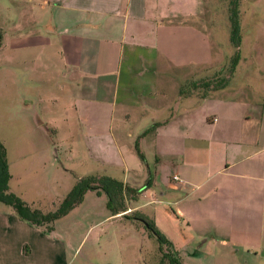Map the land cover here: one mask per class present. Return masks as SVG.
I'll list each match as a JSON object with an SVG mask.
<instances>
[{
	"label": "crops",
	"instance_id": "0c3cea01",
	"mask_svg": "<svg viewBox=\"0 0 264 264\" xmlns=\"http://www.w3.org/2000/svg\"><path fill=\"white\" fill-rule=\"evenodd\" d=\"M22 1L3 0L35 26L0 32V48L20 50L3 58L20 64L19 72H5L8 96L23 108L32 99L53 101L48 121L70 152L82 153L76 166L96 169L87 176L114 171L118 177H109L141 189L125 213L171 205L183 241L264 261V55L246 70L249 83L198 92L182 87L189 71L218 62L200 26V0ZM27 120L20 118L28 127ZM9 173L10 192V166ZM146 176L152 178L140 187ZM156 189L159 198L139 203ZM109 218L139 223L108 211ZM71 248L0 203V264H72L79 245Z\"/></svg>",
	"mask_w": 264,
	"mask_h": 264
},
{
	"label": "rangeland",
	"instance_id": "374dc122",
	"mask_svg": "<svg viewBox=\"0 0 264 264\" xmlns=\"http://www.w3.org/2000/svg\"><path fill=\"white\" fill-rule=\"evenodd\" d=\"M16 1L15 6L23 3L22 0ZM200 4V26H203L205 33L213 40L218 62L196 70L193 74L189 71V77L182 87L207 93L212 92L225 78H228L229 86L231 80L234 83H249V78L246 79L249 65L259 67L263 62L260 58L264 55V0L239 2L240 60L231 74L228 72L230 59L236 49L230 42V0H200ZM0 24L4 29L0 32L4 36L18 34L20 29L35 28L34 25H25L20 14L14 12L13 7L9 11L3 0H0ZM8 46L9 44L0 48V142L7 149V160L13 174L14 182L10 192L26 203H35L45 211H52L74 187L77 174L85 177L93 174L96 169L76 166L79 162L77 159L83 162L82 153L80 150L70 152L72 145L63 135L59 138L56 135V125L49 122L47 116L55 108L53 101L45 100L42 103L32 99L23 108L21 103L8 96L3 81L5 72L20 71L19 63L3 60L20 51ZM53 71H56L55 68ZM31 97L29 89L28 98ZM25 114L28 117V127L22 122ZM21 136H28L29 143L23 144L19 139ZM34 139L38 141L32 142ZM109 174L114 177L119 175L114 171H109ZM151 178L142 177L143 181L138 183L139 186H145ZM160 191L162 190L156 189L155 192L151 191L145 197H140L139 203L153 200L151 195L159 198ZM106 201L104 193L98 195L88 191L84 195V202L68 215L56 220L50 232L41 231L64 237L69 250L73 245H79L72 264H160L161 260L167 264V260L162 259L163 253H173L185 264H264L263 260L257 262L253 256L242 252L233 257L218 253L215 255L212 245L198 248L196 240L187 238L183 241L181 233L183 234L184 227L169 212L170 207L175 210L174 207L151 203L141 213L151 218L156 229L169 241L170 247L164 245L160 248L157 239L150 235L143 224L137 223L138 226H134L124 220L105 219L108 213ZM90 226L93 227L88 231Z\"/></svg>",
	"mask_w": 264,
	"mask_h": 264
},
{
	"label": "trees",
	"instance_id": "16d2710c",
	"mask_svg": "<svg viewBox=\"0 0 264 264\" xmlns=\"http://www.w3.org/2000/svg\"><path fill=\"white\" fill-rule=\"evenodd\" d=\"M239 2L240 0H230L229 21H230V42L235 47V52L231 56L229 74L233 73L239 60V47L241 43L240 21H239ZM1 35V34H0ZM227 79L219 84L217 88L227 85ZM137 153L142 161L143 156ZM9 166L6 157V150L0 142V203L9 207L15 215L22 221L35 226L42 230L50 232L56 220L66 216L71 210L78 206L84 199V195L88 191L96 192L98 195L104 193L106 196V207L111 216L122 215L127 219L137 221L145 226L150 235L154 236L162 246H169L167 239L156 229L155 224L144 214L135 211L132 214L125 215L128 210V202L137 199L141 189H133L123 182L109 176H86L78 178L74 187L69 191L65 198L60 202L58 207L49 212H42L38 209L31 208L18 196L9 192L10 181ZM125 213V214H124ZM163 260H167V264H182L179 258L173 253L162 255ZM160 264H164L161 260Z\"/></svg>",
	"mask_w": 264,
	"mask_h": 264
},
{
	"label": "built area",
	"instance_id": "2783aa9c",
	"mask_svg": "<svg viewBox=\"0 0 264 264\" xmlns=\"http://www.w3.org/2000/svg\"><path fill=\"white\" fill-rule=\"evenodd\" d=\"M174 179H177L176 177ZM130 211V210H129Z\"/></svg>",
	"mask_w": 264,
	"mask_h": 264
}]
</instances>
